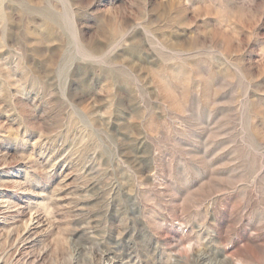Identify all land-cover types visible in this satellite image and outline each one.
Segmentation results:
<instances>
[{
  "label": "rangeland",
  "instance_id": "rangeland-1",
  "mask_svg": "<svg viewBox=\"0 0 264 264\" xmlns=\"http://www.w3.org/2000/svg\"><path fill=\"white\" fill-rule=\"evenodd\" d=\"M0 264H264V0H0Z\"/></svg>",
  "mask_w": 264,
  "mask_h": 264
}]
</instances>
